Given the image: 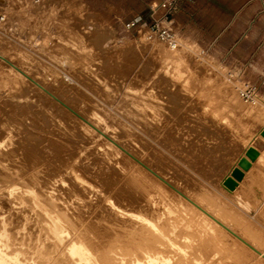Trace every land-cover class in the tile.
Returning a JSON list of instances; mask_svg holds the SVG:
<instances>
[{
    "label": "rangeland",
    "instance_id": "1",
    "mask_svg": "<svg viewBox=\"0 0 264 264\" xmlns=\"http://www.w3.org/2000/svg\"><path fill=\"white\" fill-rule=\"evenodd\" d=\"M8 1L4 14L7 1L0 0L2 54L20 66L26 64L23 68L34 78L103 130L111 131L121 144L160 149L166 175L176 185L211 206L238 231L259 230L264 235V161L238 191L230 193L222 186L256 130L255 123L264 121V111L258 112L264 107V96L232 46L239 40L235 31L216 36L219 31L212 28V6L206 5L196 15L178 16L186 0L177 7L173 29L184 58L183 75L178 77L162 67L172 53L152 29L153 8L160 0ZM106 36L114 39V45L102 50ZM155 43L161 45L160 56L154 54ZM6 68L1 61L0 143L7 144L0 146V229L8 234L10 250L19 252L25 263L44 252V264H66L61 262L63 252L59 242H53L48 222L19 191L32 187L54 212L62 213L66 206L73 220L93 218L99 227L107 203L100 197H107L113 189L129 195L130 176L124 175V169H132L133 164L44 92L30 87V82L20 81L18 88L3 84L1 73ZM240 78L254 89V100L241 95ZM152 81L160 83L159 91L171 98L163 133L150 131L134 111L138 97L147 95ZM27 86L30 90L23 92ZM6 185L22 188L9 195ZM238 198H244L243 202ZM245 199L251 201L250 207ZM231 208L245 218L229 215ZM115 229L121 233L120 240L129 236L131 225L122 222ZM223 241L227 255L222 260L228 262L235 255L231 253L235 241L227 236ZM118 244L112 264H132L128 244ZM239 252L247 253L244 248ZM257 261L251 257L246 263Z\"/></svg>",
    "mask_w": 264,
    "mask_h": 264
},
{
    "label": "bare ground",
    "instance_id": "2",
    "mask_svg": "<svg viewBox=\"0 0 264 264\" xmlns=\"http://www.w3.org/2000/svg\"><path fill=\"white\" fill-rule=\"evenodd\" d=\"M6 1L5 7L7 6V8L4 14H7V10L10 6V2L8 0ZM38 5L42 6L41 3ZM2 6H4V4ZM4 14L3 16L5 17ZM104 39L105 40L101 42V44L104 45L102 50H108L111 45H114L112 43L114 39L111 36H106ZM166 44H168L171 51L170 53L172 54L168 56V61H166L162 67L166 72L170 71L174 76L181 77L183 75L181 67L184 58L179 53V50L183 47H179V41L176 43L166 42ZM154 48V54L160 56L161 45L155 43ZM1 52L0 60L5 62L7 66L4 74L3 69L1 73L5 79L3 80V84L19 86L20 81L23 83L25 82V84L30 82L32 84L30 87L37 88L36 91L41 90L42 93L44 92L49 99L54 100L67 110V112L78 119L82 125L95 132L97 138L99 136L105 139L102 140L110 144L108 148L113 146V148L118 150L119 154L121 153L124 157L129 158L128 160L133 164L132 169H124V175L129 174L130 176L127 185L130 189L129 195L124 192H116V189H113L112 192L111 190L109 191L110 193H108L109 195L107 197H100L103 202L107 203L103 209L105 216L99 219L102 222L99 227L93 224V218H87V221H85V218H75L73 220V217L71 218V216L67 215L69 214V207L65 206L62 213H58L57 211L54 212L49 207L45 206L39 193L31 189L32 187L30 188V185V189L26 187V189L20 190L21 192L18 190L20 187L15 186L16 184L6 185L9 195L17 193L16 190H18L22 196L30 200V204L36 207V211L48 222V230L51 231L52 237L55 238L53 242L56 243V245H58L59 242V247L63 252V255L61 254L64 257V261H61L62 263L112 264V252L119 247L118 242H122L128 244L126 247L132 254V264H247L246 262L251 260V257L253 259L254 257L258 259L255 264H264L263 233L259 230H248L247 232L251 233V236H248L245 234L247 232L244 233V230L238 231L231 222L222 219L216 211H212L211 206L202 203L197 200L194 195L176 185L166 175L165 162L163 161L164 153H162L160 149L155 151L146 145L140 146L137 143H135L132 148H128L125 146L126 144H121L123 142H118L115 139L116 136H112L113 134H111V131H108L110 132L108 133L103 130L95 121L90 120L91 118L89 119L86 117V115L75 109L74 106H71L63 98L57 96L54 91L50 88L48 89L46 85L34 78L28 69L26 70L25 67V69L23 68L22 65L26 64L20 66L15 63L16 61H12L13 58L11 60L10 57L8 58ZM26 67L28 68V66ZM0 77L2 76L0 75ZM21 85L24 84L21 83ZM160 85V83L158 84L152 81L147 95L138 97L134 106V111L138 116H142L143 119H145V123L149 126L150 131L155 130L163 133L165 130L166 114L169 109L171 110V107L169 108L168 106V103L171 102V98L165 97L159 91L158 86ZM18 86L16 88H18ZM27 89L23 90V92L30 90V88ZM263 111L264 107L258 110L260 113H263ZM223 122L225 123L226 120ZM255 126L256 130L248 137V143H246L244 151L237 158L230 172L224 176L222 186L227 192L234 193L238 191L248 174L252 172L256 165L264 161V148L261 149L259 147H264V135L261 134L264 129V121L259 120L255 123ZM6 144L7 143H0V146L3 147ZM250 147L255 148L259 152L255 160H251V158L246 155V151ZM242 157H247L251 161V167L247 170L239 166V160ZM235 167H239L244 171V177L238 182L235 189H229L224 184V180L232 175V170ZM33 174L35 175V173ZM75 177H78V175H75ZM79 179L83 181L80 176ZM14 183L15 182H13V184ZM112 187L113 186H111V188ZM83 188L81 190H84ZM243 199H241L242 202ZM245 201L250 207L252 204L251 201L248 199H245ZM48 203L50 204V202ZM53 203L54 202H52V204ZM59 205L61 206V203H59ZM236 209L231 208L227 210V212L231 216L237 214L244 217L242 214H238ZM40 215L39 217L41 218ZM71 219L74 226L70 222ZM109 222L113 225L108 224ZM122 222L130 223L131 232L129 236H125L119 240V238H121V233L115 228ZM224 236L235 241L233 247H231V253L235 255L229 256L230 259L228 262L222 260L223 256L227 255L225 252L223 253V250L226 249L224 246L226 241H223ZM112 237H115L117 240L112 241ZM48 244L50 245V243ZM240 248H244L248 255L247 253L239 252ZM39 250L37 251L38 254ZM236 254H238V256H236ZM44 255H47V253L42 252L34 258L32 263H25L19 257V252L10 250L8 234L6 230L0 229V264H44L45 259L42 257ZM39 256L40 258L42 257V260Z\"/></svg>",
    "mask_w": 264,
    "mask_h": 264
},
{
    "label": "crops",
    "instance_id": "3",
    "mask_svg": "<svg viewBox=\"0 0 264 264\" xmlns=\"http://www.w3.org/2000/svg\"><path fill=\"white\" fill-rule=\"evenodd\" d=\"M208 2V3H207ZM186 0L178 15L200 13L206 5L212 8V28L216 36L230 31L237 36L232 46L240 58L242 66L246 64L249 75L258 84L264 96V4L259 0ZM211 9V8H209ZM177 20V17H176ZM264 127V126H263Z\"/></svg>",
    "mask_w": 264,
    "mask_h": 264
},
{
    "label": "built area",
    "instance_id": "4",
    "mask_svg": "<svg viewBox=\"0 0 264 264\" xmlns=\"http://www.w3.org/2000/svg\"><path fill=\"white\" fill-rule=\"evenodd\" d=\"M183 0H160L159 5L153 8V22L152 29L159 38L168 43H176L177 35L173 29L174 14L178 5ZM240 93L244 98L254 100L256 96L254 89L249 85L245 79L240 78Z\"/></svg>",
    "mask_w": 264,
    "mask_h": 264
},
{
    "label": "water",
    "instance_id": "5",
    "mask_svg": "<svg viewBox=\"0 0 264 264\" xmlns=\"http://www.w3.org/2000/svg\"><path fill=\"white\" fill-rule=\"evenodd\" d=\"M261 134L264 135V129L262 130ZM246 155L249 156L251 160H255L258 157L259 152L255 148L250 147L247 149ZM239 166H241L244 170H247L251 167V161L247 157H242L239 160ZM243 177H244V171L239 167H235L232 170V175L225 178L224 184L229 189H235L236 186L238 185V182L242 180Z\"/></svg>",
    "mask_w": 264,
    "mask_h": 264
}]
</instances>
